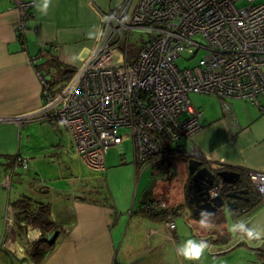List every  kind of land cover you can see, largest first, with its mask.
<instances>
[{
	"label": "crops",
	"instance_id": "obj_1",
	"mask_svg": "<svg viewBox=\"0 0 264 264\" xmlns=\"http://www.w3.org/2000/svg\"><path fill=\"white\" fill-rule=\"evenodd\" d=\"M138 1L51 0L46 15L34 6L27 30L21 38H17L15 25L19 18L18 12L12 0H0V117L14 118L38 111L43 105L38 74L49 81L51 92L64 86V82H61V87L56 83L60 79L59 69L52 61H57L61 67L76 70L83 61L81 56L84 51L89 50L95 42L101 14L126 9L128 16ZM36 2L42 3V0ZM262 71L264 75V67ZM208 96L214 99L210 104L207 103L201 110L199 106H194L201 112V129L191 137V141L181 142L178 147H173L175 152L163 163L148 161L152 166L164 164L160 168L164 170V174L167 173L165 179H168L172 176V170L169 171L170 165L166 162L176 159V164L181 166L183 172L181 185L185 188V197H181L180 204L169 198L168 191L172 180L162 189H158V181L150 189L149 185L144 184L137 209L132 207L135 203L132 202L127 210V217L124 210L116 207L115 211L111 210L108 200L100 196V191H95L93 185L90 186L87 196L83 194L85 191L79 190L80 185L72 187L66 196L46 187L33 189V182L28 183L27 187L26 183L24 187L14 186L15 178H19L24 172L28 178L33 173L35 158L45 157L52 164H65V160L69 159L91 168L75 152L69 132L57 123L39 120L29 121L22 126L12 122L0 123V264H34L26 250L32 241H22L14 232V225L9 227L5 221L7 208L12 209V203L23 196L31 197L32 201L48 203L51 220L57 226L54 249L41 264H160L163 261L156 259V251H164L165 246H172L176 250V245L188 238L206 242L210 239L216 245L223 246L237 239V244H241L244 237L238 236V233L234 238H231L233 233L229 231L214 239L210 237L216 233L212 223L209 229L200 227L197 233L192 232L190 227L186 230L185 226L181 228L176 224L175 230H166L165 213L151 217L147 215L151 213L145 208L148 203L163 201L158 197L163 193V197L169 198V204H165L174 211L175 222L176 219H182L187 226L188 220L193 217L186 198L191 175L187 169L184 171V167L191 160V150L202 153L203 163L214 168L227 167L238 174L244 170L264 172V92L258 96V105L245 99H230L226 109L217 97ZM65 136L74 153L68 149ZM117 149L120 153L125 152L124 146ZM17 158L21 159L20 163L16 162ZM133 162L135 163L134 157ZM135 166L137 167L136 163ZM243 178L248 186L247 179L244 176ZM29 179L33 181V177ZM20 180L17 182L23 184L26 179ZM235 186L239 187L238 183ZM48 197L49 202L45 201ZM263 209L264 201H261L249 216L245 215L247 221ZM60 223L66 224L67 229L59 230ZM143 232L146 237H150L148 244L153 239V248H137L135 239L141 238ZM40 236L37 230L30 231L28 228L25 239L36 241ZM5 237L10 242L13 240L14 245L11 247L14 249L10 250V247H6L7 243H2ZM247 246L251 250H257ZM227 251L219 249L216 252L222 254ZM253 256L256 255L252 254ZM263 256L264 254H260V261H264Z\"/></svg>",
	"mask_w": 264,
	"mask_h": 264
},
{
	"label": "built area",
	"instance_id": "obj_2",
	"mask_svg": "<svg viewBox=\"0 0 264 264\" xmlns=\"http://www.w3.org/2000/svg\"><path fill=\"white\" fill-rule=\"evenodd\" d=\"M254 1L139 0L128 16L126 9L102 13L95 42L72 78L51 92L39 73L42 107L25 116L0 117V123H57L69 132L75 152L97 171L105 170L108 150L124 146L127 139L137 165L163 163L175 152L173 147L189 143L201 129V112L189 94L213 95L225 109L230 99L259 104L258 96L264 92V3ZM12 3L19 17L15 34L21 38L34 1ZM133 29L156 36L129 63L120 45L125 32ZM178 59L196 60L179 69ZM190 158L204 162L198 151L191 150ZM209 168L214 176L209 198L235 190V185L227 190L216 176L225 168ZM240 172L264 200V172ZM145 208L165 213L166 230H175L174 211L165 202L154 201ZM240 213L247 220L244 211ZM13 218L9 207L5 214L9 227Z\"/></svg>",
	"mask_w": 264,
	"mask_h": 264
},
{
	"label": "rangeland",
	"instance_id": "obj_3",
	"mask_svg": "<svg viewBox=\"0 0 264 264\" xmlns=\"http://www.w3.org/2000/svg\"><path fill=\"white\" fill-rule=\"evenodd\" d=\"M261 3H264V0L254 1V4H261ZM242 5L243 3L239 4V6ZM155 36L156 35L152 32H147L140 29H133L130 30L128 33L125 32L124 39L120 45V48L125 52L128 62L131 63L137 57L139 51L145 45V43L153 39ZM195 60L196 59H193V61L185 62L186 61L185 59H178L175 61V65L179 69H184L185 67L190 66L192 63H194ZM54 75H56L55 70H54ZM59 84H60L59 86L61 87L62 83L60 82ZM188 97L191 104L193 106H199L200 110L203 109L207 103L210 104L214 100L212 96L200 95V94L197 95L189 94ZM65 139L68 149H70L71 153H74L73 149L70 147L68 138H66V136ZM124 147H125L124 153H120L117 147H111L108 150L105 158V170L101 172L88 169L80 162H72L69 159L65 160L66 161L65 164H62L63 162H58V164L57 163L52 164V161L47 162L45 157L35 158L33 159V173H30L28 178L25 172L24 174L19 176V178H15L14 186L21 187V185L23 186L26 183L25 185L27 187L29 186L28 183L33 182V189L46 187L48 188V190L53 189L56 193L60 194L61 196H66L71 192L72 187L76 185L77 186L80 185L79 190L85 191V193L83 194L87 196L88 192L90 191V186L93 185L95 191H100L101 194L100 196L108 200V203L111 206L109 208L111 210L115 211V207L124 210L125 211L124 215L127 217L128 215L127 210L130 209L132 202H135L132 207H135V210L137 209L141 199V189L144 184L147 186L149 185L148 188L150 189L154 184V182L158 181L157 183L158 189L160 188L162 189L165 188V185L168 184L169 180H172L171 186L168 191L169 198L175 199L178 202V204H180L181 197H185L184 194L185 188L181 185L182 173H183L181 171L182 168L181 166L176 164V159L172 158L168 162H166L169 163L170 165L169 171L172 170V173H170L172 174V176L169 177L168 179H165L167 173L164 174V170L160 168L164 164H160L158 166L157 165L152 166L149 165L150 164L149 162H146L144 164L137 165L136 167L135 163L133 162V157H134L133 147L129 139L125 141ZM33 156H35V154H33ZM186 167L187 164L185 163L184 171L187 169L188 172V168ZM30 177L31 178L33 177V181L32 179H29ZM22 178L26 180L23 184H19L17 181H21L20 179ZM24 194H26V192H24ZM163 195L164 194L161 193V195L158 196L159 199L165 201L166 204H169V198L163 197ZM69 199H72V197H70ZM45 201L49 202L50 198L49 197L47 199L45 198ZM190 212L192 214L191 210ZM231 212L233 214H231ZM248 214L249 213H247V215ZM241 216L242 215L240 212L237 211L236 213H234L233 211H230L228 208L221 209L218 210L216 213L207 215L205 219L209 221L210 225L211 223L213 225H216L214 229L216 233H214V235L211 234L210 237L214 239L217 235L222 236L223 234H225L226 231L232 232L233 229L235 230L236 229L241 230L242 228L244 229L248 221L242 220L243 218ZM50 218L52 217L50 216ZM221 220H223L224 222L222 225L215 224ZM175 224L181 228L185 226L186 230L192 228V232L194 233H197L201 227L200 221L194 219L193 217H190V220H188L187 222L188 227L184 224L182 219H176ZM192 226L195 227L197 230L195 228L193 229ZM19 229H16L14 227V232L17 235L18 234L20 235V239L22 241L24 240L25 242L33 241L31 238L25 239V234L27 233L28 229L25 231V233H23L24 232L23 230H19ZM29 229L30 231L33 230L31 228ZM66 229H67L66 224L60 223L59 230H66ZM141 236H142L141 238L136 237L135 239L136 240L135 244L137 245V248L144 246L145 250H147L149 247L151 248L154 247L153 239H151L152 241L150 240L148 244L147 240H149L150 237L149 236L146 237L144 232L143 234H141ZM230 236L231 238H234L236 237V233L231 234ZM233 240L235 241L231 243L228 242V245L223 246V245H216L215 243L211 242L210 239H207L210 248L204 253V255L201 257V260L195 262V264H264V261H260L261 259L259 258V256L261 253L259 250H251L248 248L247 243L242 242L241 244H237L238 243L237 239H233ZM9 242L10 241L6 237L2 240L3 244L6 245L7 243L6 247L8 248L10 247V250L14 249V247H11L14 245L13 240H11L10 243ZM5 249L7 250V248ZM45 249L46 246L42 245L40 250L44 252ZM219 249H223L225 251L228 250V251L226 253L217 254L216 251ZM164 251H166V253ZM164 251L158 250L155 252V256L157 257L156 259L157 260L162 259L163 261L160 264H193V262L185 261L183 260L182 257L178 256L176 250L172 248V246H165ZM252 254L256 256L252 257ZM150 257H147V260H150Z\"/></svg>",
	"mask_w": 264,
	"mask_h": 264
},
{
	"label": "trees",
	"instance_id": "obj_4",
	"mask_svg": "<svg viewBox=\"0 0 264 264\" xmlns=\"http://www.w3.org/2000/svg\"><path fill=\"white\" fill-rule=\"evenodd\" d=\"M52 62L55 63V66L59 69L58 73L60 75V79L56 81V83H60V82L67 83L75 73V69H71L68 67H61V64H58L57 61L55 60H53ZM47 82L49 84V81ZM225 169L230 170V168L227 167ZM239 175L241 176V181L238 183L239 188H242L241 190L243 189L247 190L248 193L246 195V200L242 204H240L239 207L233 212L234 213H236L237 211L240 212L241 209H245L246 212H251L253 208H255V206H257L261 201L264 200L257 193L251 191V189L247 186L245 179L243 178V174L241 172H239ZM224 190H226V187L224 188ZM227 190H229V188ZM250 192H254V193L250 194ZM186 198L188 200L187 194H186ZM11 206L14 211L13 225L16 229L22 228L19 230H23L24 231L23 233H25V231L28 228H31L33 230H37L41 234L40 238L36 241L30 242V244H28L26 249L27 255L34 262V264H41L45 260L46 256L54 249L55 239L58 234L57 226L54 223V221L51 220L50 218L49 204L44 203L42 201H34V200L32 201L31 197L23 196L19 200L12 203ZM188 206L192 211L193 207L190 204H188ZM157 214L158 213H151L147 215L151 217H155L157 216ZM193 217L196 218L195 216ZM201 219L202 217L200 214L198 220ZM223 223H224L223 220H221L215 224L222 225ZM42 245L46 246L44 252L40 250Z\"/></svg>",
	"mask_w": 264,
	"mask_h": 264
},
{
	"label": "water",
	"instance_id": "obj_5",
	"mask_svg": "<svg viewBox=\"0 0 264 264\" xmlns=\"http://www.w3.org/2000/svg\"><path fill=\"white\" fill-rule=\"evenodd\" d=\"M88 54L85 50L81 56L84 60ZM188 172L191 175L187 186L188 204L192 209V214L196 218L204 212L208 215L216 213L218 210L228 208L230 211L237 209V199L246 196L248 191H228L214 198H209L208 189L212 185L214 176L208 168L203 167L200 161L191 159L188 161ZM225 186H232L240 182V175L234 171L220 170L216 172ZM247 234L252 240H259V243L251 245L244 238L242 242L247 243L252 249H258L264 243V209L256 213L247 223ZM50 238V237H48Z\"/></svg>",
	"mask_w": 264,
	"mask_h": 264
},
{
	"label": "clouds",
	"instance_id": "obj_6",
	"mask_svg": "<svg viewBox=\"0 0 264 264\" xmlns=\"http://www.w3.org/2000/svg\"><path fill=\"white\" fill-rule=\"evenodd\" d=\"M50 4L51 0H42V3H37L36 0H34V6L44 15L47 14ZM207 215V213H201L202 219L200 220V225L204 229H209L211 227L209 221L204 218ZM209 248L210 245L205 240L197 241L195 239H188L176 245V253L178 256L182 257L183 260L195 264V262L201 260V257Z\"/></svg>",
	"mask_w": 264,
	"mask_h": 264
},
{
	"label": "flooded vegetation",
	"instance_id": "obj_7",
	"mask_svg": "<svg viewBox=\"0 0 264 264\" xmlns=\"http://www.w3.org/2000/svg\"><path fill=\"white\" fill-rule=\"evenodd\" d=\"M202 163V166L203 167H206V168H208V169H210L209 168V166H207V165H205L203 162H201ZM242 188H239L238 186H236V188H235V190L234 191H238V190H241ZM250 194H253L252 192H250ZM246 200V196H243L242 198H240V199H237V208L239 207V205L240 204H242L244 201ZM242 211H244V214H247V213H250V212H246V210L245 209H241ZM247 225V224H246ZM245 225V226H246ZM244 226V227H245ZM233 234H237V235H239V236H243L245 239H247V240H249L250 242H252L253 244H257V243H259V240H252L251 238H250V236L247 234V232H246V229L244 228H242L241 230H235V229H233ZM257 250H259L260 251V253L261 254H264V243L257 249Z\"/></svg>",
	"mask_w": 264,
	"mask_h": 264
}]
</instances>
